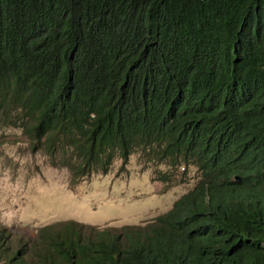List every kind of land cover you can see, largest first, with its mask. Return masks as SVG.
Here are the masks:
<instances>
[{
  "label": "trees",
  "instance_id": "obj_1",
  "mask_svg": "<svg viewBox=\"0 0 264 264\" xmlns=\"http://www.w3.org/2000/svg\"><path fill=\"white\" fill-rule=\"evenodd\" d=\"M2 129L74 186L197 174L145 227L0 224V264H264V0H0Z\"/></svg>",
  "mask_w": 264,
  "mask_h": 264
},
{
  "label": "rangeland",
  "instance_id": "obj_2",
  "mask_svg": "<svg viewBox=\"0 0 264 264\" xmlns=\"http://www.w3.org/2000/svg\"><path fill=\"white\" fill-rule=\"evenodd\" d=\"M117 160L107 175L72 185L66 169L51 167L33 153L18 129L0 130V224L16 239L35 240L40 228L76 221L98 228L145 227L168 213L195 186L196 168L186 183L168 187L156 180L165 166L144 163L139 154L122 169Z\"/></svg>",
  "mask_w": 264,
  "mask_h": 264
},
{
  "label": "water",
  "instance_id": "obj_3",
  "mask_svg": "<svg viewBox=\"0 0 264 264\" xmlns=\"http://www.w3.org/2000/svg\"><path fill=\"white\" fill-rule=\"evenodd\" d=\"M238 178V177H237Z\"/></svg>",
  "mask_w": 264,
  "mask_h": 264
}]
</instances>
